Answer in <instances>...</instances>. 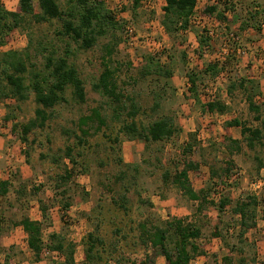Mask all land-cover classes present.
<instances>
[{"label":"rangeland","instance_id":"obj_1","mask_svg":"<svg viewBox=\"0 0 264 264\" xmlns=\"http://www.w3.org/2000/svg\"><path fill=\"white\" fill-rule=\"evenodd\" d=\"M0 2L11 11L18 5V0ZM161 2L154 0L148 8L140 4L134 9L132 0H108L106 6L110 11L118 9L116 17L131 24L134 33L133 40L122 42L114 52L113 63L110 61L117 70L116 86L138 102L141 112L136 121L140 125L147 126L162 116L172 118L178 133L170 140L146 145L120 134L124 117L118 121L112 119V102L92 90L103 69L102 46L107 39L89 50L70 44L73 54L69 59L84 82L86 101L83 104L74 101L68 89L66 102L49 110L50 118L45 126L33 129L26 142L18 136L20 126L34 120L38 107L34 95L30 94L24 102L0 100V181L10 183L8 194L0 196V264H62L63 258L50 255L35 259L23 230L15 225L24 216L40 222L43 242L51 234H59L74 243L75 264H83L82 241L92 232L96 218L101 220L98 235L104 243L97 248L94 264H140L146 255L153 264H166L162 256L141 243L138 225L165 226L176 219L200 230L195 242L202 254L190 264H222V258L227 255L231 256V264H264V237L259 234L264 228L263 204L257 203L254 218L248 221L255 227L243 235L240 217L233 213L237 201L255 198L248 189L258 179L253 156L260 158L262 154L259 147L255 152L245 147L239 153L230 152L224 127L227 120L235 118L247 128L258 127L264 132L261 124L264 122V30L260 27L264 20V0H231V10L227 13L231 21L229 29L204 14L211 2L197 0L193 23L187 31L175 34H166L161 25ZM33 4L38 12L37 0ZM121 8L126 10L122 12ZM253 10L257 14L251 19ZM61 30V24L55 20L37 23L28 17L23 26L6 35L0 53L22 52L28 48L30 39L33 43L40 39L54 40ZM210 30L211 41L200 48L198 36L205 37V31ZM55 42L62 53L63 44ZM236 49L244 54L238 55ZM148 57L167 66L171 78L143 79L141 72ZM33 60L38 68L42 66L41 57ZM209 63L222 71L216 76L205 72ZM192 72L198 75L199 98L202 101L219 98L228 105L229 112L216 116L201 114L188 91L186 76ZM243 78L250 94H261L253 99L261 108V121H256L255 113L248 110V92L237 87L232 95L227 93L230 84ZM155 90H163L165 96L160 109L153 112ZM88 116L92 121L83 128L90 136L80 146L76 140L81 133L79 121ZM14 126L15 136L11 131ZM229 136L241 141L240 128L230 129ZM188 142L194 144L190 158L201 164L200 170L189 176L193 189L203 190L206 196L207 203L200 208L162 181L163 172L167 168L173 170V162L180 158ZM66 147L73 149L74 164L68 159L52 164V158L61 157ZM135 166L137 173L132 170ZM64 167L72 170L71 179L59 183ZM226 168L231 171L225 172ZM121 171L127 172L124 186L132 175L136 178L126 193L127 210L114 204L123 193L121 183L116 180ZM260 195H264V190ZM220 197L231 202L222 213L217 208ZM65 204L69 207H64Z\"/></svg>","mask_w":264,"mask_h":264},{"label":"trees","instance_id":"obj_2","mask_svg":"<svg viewBox=\"0 0 264 264\" xmlns=\"http://www.w3.org/2000/svg\"><path fill=\"white\" fill-rule=\"evenodd\" d=\"M145 0H132L133 8L136 9ZM162 20L161 25L166 34H175L180 31H187L191 25V18L194 16L197 7V0H161ZM210 5L204 9V14L210 18H214L220 25L229 29L231 21L227 17V13L231 10L230 1L225 0H208ZM38 12L35 11L33 0H18V5L14 10H7L0 2V48L5 45L4 39L6 35L14 29L20 28L26 23V19L36 21L37 23H47L53 20L61 24L62 30L56 33V39L45 41L40 39L37 43L29 40V46L22 52L7 51L0 53V100H11L14 102L27 101L30 94L34 95V102L38 106L34 111V120L20 126L19 139L23 142L27 141V137L33 129L43 128L50 118L49 110L53 109L60 103L66 102L65 92L69 89L71 97L74 101L83 104L86 101V93L84 82L81 79L77 68L70 62L69 57L73 54L70 44L74 43L82 50L92 49L102 39H107V43L102 46V65L103 69L96 81L92 84V90L107 97L112 102V119L115 121L124 117L123 124L119 133L130 140H138L144 144H157L170 140L178 133L173 119L168 116H162L147 126L140 125L136 118L141 112L138 102L131 95L125 94L122 90H118L114 73L116 68L111 67V59L113 63V55L117 47L126 40L127 25L116 17L118 10L110 11L106 3L102 0H37ZM126 8H121L125 11ZM251 14V19L257 14ZM263 21V20H262ZM244 25V24H243ZM261 25V23H260ZM241 29L242 26H239ZM206 36H198V44L200 48L207 46L211 41L208 32ZM55 40L63 44L62 53L59 51ZM209 46V44H208ZM31 49V50H30ZM41 57L43 64L38 68V64L33 59ZM148 62L142 69L141 75L143 79L154 77L170 79L171 70L167 66H162L159 61L154 62L153 58L148 57ZM113 65V64H112ZM205 72L218 75L221 69L216 64L209 63L205 68ZM187 81L189 84V93L195 103L199 106L202 115L226 114L230 111L228 105L219 98H209L202 101L197 95L198 75L195 73H187ZM247 81L245 78L239 82L230 84L227 93L232 95L233 91L238 87L244 92L247 91ZM254 93L246 95L248 110L255 113L254 119L261 121V108L254 103V97L261 95ZM165 96L164 91L155 90L152 92L153 106L152 111L155 112L161 107V100ZM96 117H99L97 112ZM88 121H92L91 117L81 119L79 130L80 136L76 138L78 145L86 143L90 132L84 129ZM103 123V122H102ZM101 123V124H102ZM264 127V122H261ZM226 140L229 141L231 147L229 150L237 153L242 150L241 144H244L249 150H256L258 147H264V132L262 128H247L240 121L229 119L224 123ZM240 128L241 141L233 140L229 136L232 128ZM16 126L12 128V135L15 136ZM96 129H99L96 127ZM194 144L188 142L182 149L180 158L173 162V170L167 168L162 174V181L166 185H170L176 189L183 197L197 204L200 208L207 201L203 190L196 192L191 184L189 176L200 170L201 164L190 158L193 152ZM257 162V171L264 167L259 156H255ZM63 159H68L74 164L73 149L66 147L62 156L52 158V164H57ZM127 167H130L128 165ZM64 174L59 176V183H63L71 179L72 170L64 167ZM133 172L137 173L138 167H132ZM231 169L226 168L225 172ZM212 175L216 173L212 171ZM127 179V172L121 171L116 180L122 185L123 193L119 196L118 205L123 210H127L128 200L126 193L135 183V177L132 175L127 186L124 182ZM221 184V182H220ZM10 183L7 180L0 181V196H5L9 192ZM65 195V193H63ZM207 203V202H206ZM229 198L220 197L217 208L222 213L229 205ZM64 207H69L65 204ZM257 201L255 198L248 200H240L235 203L233 213L240 217V226L242 234L245 231L255 227L253 222L248 223L249 219H253ZM42 214L45 215L46 208L41 207ZM45 217V216H44ZM93 223L92 232L88 233L83 239L84 247L83 264H94L98 255L97 248L103 245L102 238L98 235L101 220ZM17 227H21L26 235V244L33 253L36 260H39L45 252L57 253L62 259V264H75V244L68 242L64 236L59 234H51L45 243L42 239L41 224L38 221L31 220L24 216L18 223ZM138 229L141 230V243L156 251L158 256H162L166 264H190L202 251L196 244V239L200 237V230L192 224H185L180 219H176L167 223L165 226H146L139 224ZM116 233H119L117 230ZM222 264H231V256L227 255L222 258ZM153 264L149 256L146 255L144 262L140 264Z\"/></svg>","mask_w":264,"mask_h":264},{"label":"built area","instance_id":"obj_3","mask_svg":"<svg viewBox=\"0 0 264 264\" xmlns=\"http://www.w3.org/2000/svg\"><path fill=\"white\" fill-rule=\"evenodd\" d=\"M104 1L105 3L108 1V0H102ZM225 1H230V0H225ZM154 3V0H145L143 2V5L144 7L148 8L150 5L152 6V4ZM114 10H118L116 8H114ZM196 10H197V7H196ZM193 19L194 16L191 18V21L190 23H193ZM262 31L264 30V20L261 21V25H260ZM208 32V35L209 36H212L213 32L210 30V31H207ZM133 36H134V33H133V28L131 26V24H128L127 25V35H126V40H124V43L125 42H130L133 40ZM231 52H233V50H231ZM236 53L239 55V54H244V52L240 51L239 49H236ZM249 192L251 194V196L255 197L256 200H257V203H261L263 204L262 205V209H264V195L261 196L260 193L262 190H264V181L262 179H255L253 180L250 184H249ZM259 234L264 237V228L262 230H260ZM44 256L46 255H50V256H53V257H56L58 258V254L57 253H49V252H45L43 254ZM37 264V263H36Z\"/></svg>","mask_w":264,"mask_h":264},{"label":"crops","instance_id":"obj_4","mask_svg":"<svg viewBox=\"0 0 264 264\" xmlns=\"http://www.w3.org/2000/svg\"><path fill=\"white\" fill-rule=\"evenodd\" d=\"M163 5V2H161V6ZM216 116V114H212V115H210V116ZM261 120H262V117H261ZM229 133H230V131H229ZM233 140H240V138H232ZM241 146H242V150L241 151H243V147H245L247 150H249L245 145H243V144H241ZM256 150H258V149H256ZM240 151V152H241ZM254 152H255V150H254ZM258 152L260 153L261 152V154H262V156L260 157V159L262 160V163L264 164V147L263 148H261V150H258ZM239 153V152H238ZM256 155H254L253 156V160H255V157ZM256 162V161H255ZM255 176H256V178H258V179H262L263 181H264V167L263 168H261L259 171H257V168H255ZM20 230L22 229L21 227H18ZM22 231V230H21ZM24 233V232H23ZM23 237H24V239H25V242H26V235H23Z\"/></svg>","mask_w":264,"mask_h":264}]
</instances>
